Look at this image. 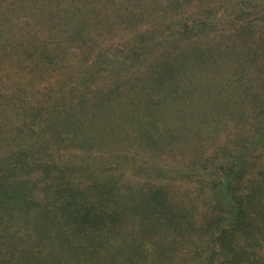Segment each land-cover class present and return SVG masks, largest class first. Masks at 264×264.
<instances>
[{
	"label": "trees",
	"instance_id": "trees-1",
	"mask_svg": "<svg viewBox=\"0 0 264 264\" xmlns=\"http://www.w3.org/2000/svg\"><path fill=\"white\" fill-rule=\"evenodd\" d=\"M0 264H264V0H0Z\"/></svg>",
	"mask_w": 264,
	"mask_h": 264
}]
</instances>
